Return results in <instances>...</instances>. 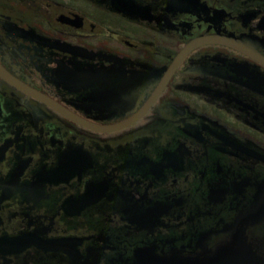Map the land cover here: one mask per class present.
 I'll return each instance as SVG.
<instances>
[{
  "label": "flooded vegetation",
  "instance_id": "af4514ba",
  "mask_svg": "<svg viewBox=\"0 0 264 264\" xmlns=\"http://www.w3.org/2000/svg\"><path fill=\"white\" fill-rule=\"evenodd\" d=\"M264 264V0H0V264Z\"/></svg>",
  "mask_w": 264,
  "mask_h": 264
},
{
  "label": "water",
  "instance_id": "95a60500",
  "mask_svg": "<svg viewBox=\"0 0 264 264\" xmlns=\"http://www.w3.org/2000/svg\"><path fill=\"white\" fill-rule=\"evenodd\" d=\"M148 264H165V263H160L159 261L152 260ZM187 264H194V263H187ZM208 264H222V263H220V262L218 263V262L213 261V262H210Z\"/></svg>",
  "mask_w": 264,
  "mask_h": 264
}]
</instances>
